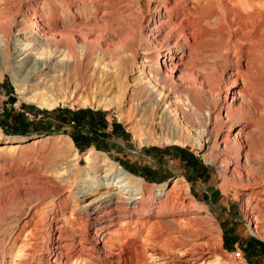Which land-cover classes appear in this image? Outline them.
<instances>
[{
    "label": "rangeland",
    "instance_id": "rangeland-1",
    "mask_svg": "<svg viewBox=\"0 0 264 264\" xmlns=\"http://www.w3.org/2000/svg\"><path fill=\"white\" fill-rule=\"evenodd\" d=\"M115 1L110 13L104 2L92 0H7L11 12L0 14L11 18L8 53L19 36L35 39L39 27L44 36L37 41L55 45L57 40L62 50L71 51L64 69L31 72L21 94L13 70L26 78L32 62L20 68L0 47V264H59L54 253L74 225L80 231L72 250L63 249L68 254L60 264H124L129 245L137 248L140 264H148L141 239L153 224V248L166 257L174 243L208 241L233 264H264V205L248 206L251 197L264 191V51L253 53L249 79L242 80L245 54L238 68L221 67L215 33L188 38L187 44L171 36L179 19L170 15V0ZM94 9L98 12L90 14ZM206 26L214 27L212 22ZM238 43L235 36L229 40V45ZM34 52L23 56L29 59ZM58 54L49 61L58 60ZM150 69L157 79L166 72L175 80L191 78L212 88L214 109L209 113L205 105L197 120H185L197 128L198 121L210 118L206 149L158 141L176 129L172 115L168 121L160 118L168 107L173 109L172 103L181 102L175 98L178 92L167 89L165 102L153 106L156 94L150 97L142 89ZM33 89L39 98L72 97L46 109L27 100ZM114 99L120 100L116 107H101ZM46 136L52 138L11 153L6 149L15 141ZM58 139L61 144L71 141L80 152L81 170L87 153L105 156L138 178L146 193L158 187L167 193L142 215L124 211L92 220L78 207L98 196L88 191L90 183L83 186L90 194L78 199L81 177L54 172L64 162L54 146ZM205 154L215 161H205ZM135 165L140 173L129 171ZM54 202L60 203L58 209ZM164 203L174 206L163 212L159 207ZM186 218L193 222L183 227ZM255 223L258 233L253 232ZM135 229H140L138 237Z\"/></svg>",
    "mask_w": 264,
    "mask_h": 264
},
{
    "label": "bare ground",
    "instance_id": "bare-ground-1",
    "mask_svg": "<svg viewBox=\"0 0 264 264\" xmlns=\"http://www.w3.org/2000/svg\"><path fill=\"white\" fill-rule=\"evenodd\" d=\"M94 2H104L103 6H106L110 13H113V8H116L114 7L115 0H92V3ZM82 5L84 6L85 4ZM10 9L11 7L7 0H0V14L10 13ZM170 11V15H174L179 19V22L177 24L175 23V29L171 32V36H180L181 40L187 44L188 38L194 40L196 36H203L212 32L215 33L217 37L213 41L217 48V54H219V56H217L218 58L220 57L218 64L223 68L228 64H233L234 67L238 68L243 53L245 54V64L243 66L246 67V73L244 75L242 73L243 76H239H241L240 78L242 80L249 79L251 65L253 64V53L264 51V0H170ZM96 12H98V9H94V11L92 10L90 14H96ZM9 16H0V43L3 42L0 47L4 46L2 51L5 54L8 53L6 49L9 47V42L6 39L9 27H11V18ZM94 17L95 15L91 18ZM209 22H212L214 25L213 28L206 26ZM184 31H188L186 33L187 35ZM43 36L44 34L40 27L37 32V37L31 39L29 42L19 36L17 38L18 43L15 44L13 50L8 53L10 56H14V58L17 59V62L20 63V68L26 67L32 62L26 78H20V76H18L19 71L13 70V82L21 94H24L27 89L23 88L22 85L27 82V78L31 72L36 69L43 70L52 67L62 70L63 67H66L65 62L71 58V51L69 49L66 51L62 50L58 46L57 40L55 41V45L48 41L41 42L36 40ZM232 36L236 37V40L239 42L238 44L229 45V40ZM66 41V43L69 42L68 38ZM32 42L35 44H32ZM195 45L197 46V44H194L193 46ZM27 51H30V54L35 51L29 59L27 56H23ZM56 54H58L57 57L60 58L54 63L50 62V57H54ZM232 61L234 63H231ZM153 65L151 64L150 67L153 68ZM102 68L107 69L108 65L104 64ZM109 69L110 68H108V70ZM164 76L165 77L163 78L157 79V74H152L150 69L145 76L147 78L143 83L145 86L142 88L149 92L148 96L150 97L153 96V94H156L157 99H155L153 103V106L156 105V108L159 107L160 102L166 99L167 89L171 92L175 91L180 94L175 98L181 102V106H179L177 101L172 103L171 106L173 109L168 107L167 112H164L165 114L160 118L161 122H163V118L164 121H168V115L169 117L172 115L176 129L171 130L169 134H165L164 137L158 141H164L166 143L184 147L185 145L191 144L197 149H206V144L210 141L211 136V130L207 127L208 123L210 124V122H208L210 121V118L205 119L204 123L198 121L197 128L188 125L185 120L190 117H194V119L197 120L202 107L205 105H207L208 112L210 113L216 105L214 91L211 87L205 88L203 86V84H205L204 82H198L195 79L187 78L179 81L173 79L171 75L166 72L164 73ZM140 82H142V80ZM249 82L252 83V81ZM147 85H149V87H147ZM30 92L32 95L26 97L27 100H32V102H35L39 107L46 109H52L57 105L58 101H64L72 97V95H70V97L62 96L60 98L51 96H48L47 98H39L34 89ZM119 101V99H114L109 103H102L103 105H101V107L104 110H109L112 107H116L119 104ZM99 105L100 104H98V106ZM182 107L185 108V110H183ZM50 138L52 137L46 136L28 141H15L8 144L6 149L11 153L20 146L31 144L37 145L43 140ZM141 143H143V141H141ZM54 146L57 155L64 161L58 167L56 165L54 170L55 174L64 175L69 171V177L72 178L73 176L75 179L81 177L80 182L82 184L79 190L75 193L76 198L83 199V197L88 196L90 193L98 194L96 198L89 200L83 205L78 202L79 209L85 210L87 216L92 220H97L106 214L112 217L124 211L128 213L134 211L137 214L142 215L145 212H149L150 208L156 203V200L167 193V189L164 187H158L151 194L146 193L138 178L127 173L105 156L101 158H92L90 153H87L84 157V163L86 164L85 170H81L80 152L75 149L71 141H65L61 144L60 139H58V143L56 142ZM67 153L69 155L68 158L65 159L64 157ZM203 156L205 161H210L211 163L215 161V158L213 157L206 158V154ZM73 170L75 171L72 172ZM85 182L90 183L88 190L90 191L89 194L87 190H84L83 186H85ZM174 182H178V179ZM102 188H105V191L100 192ZM259 192V197L253 196L248 201V206L252 210L258 208L259 205H264V191ZM78 199H76V201ZM53 206L58 209L60 203L54 202ZM163 206V209L162 207H159V210L161 209V211L163 210L164 212L172 209L174 205L172 204L169 206L167 203H164ZM181 220V225L183 227H187L193 222L189 218ZM154 227L155 224L150 225L145 232L146 234L141 239V242L146 248L145 253L149 260L148 264H156L157 261H161V263L157 264H233L230 258L214 250L211 243L208 241L201 243L191 242L192 244L189 245H187V243L186 245L174 243L171 249L167 251L168 256L166 257L153 248V243L155 242V239H153ZM191 230L185 229V232L190 235L192 233ZM195 230L197 231V229ZM195 230L193 232H195ZM79 231L80 228L74 225L71 229V235H69L68 240L65 239L62 244L58 246L59 250L54 253V255H56L55 260H57V263L60 264L62 257H65L68 254V252L63 251V249L68 248L72 250V247L74 246V236H76ZM133 232V234L138 237L140 229H135ZM253 232H259L257 223L254 224ZM86 234L87 233H85V235ZM97 242H99V240ZM126 248V253L128 255L123 258L124 264H140L141 262L137 257V248L133 245H129ZM90 249L95 248L93 247ZM118 249L119 252L117 253H122L123 248L119 247ZM117 253L115 252L114 254ZM80 259L85 263L83 258Z\"/></svg>",
    "mask_w": 264,
    "mask_h": 264
},
{
    "label": "crops",
    "instance_id": "crops-1",
    "mask_svg": "<svg viewBox=\"0 0 264 264\" xmlns=\"http://www.w3.org/2000/svg\"><path fill=\"white\" fill-rule=\"evenodd\" d=\"M139 170H140V168H138ZM137 168H136V165L135 166H130L129 167V171H131V172H137V173H140V171L138 170Z\"/></svg>",
    "mask_w": 264,
    "mask_h": 264
}]
</instances>
